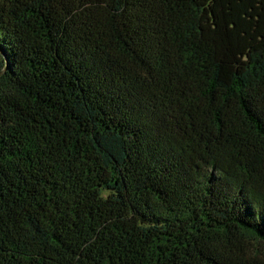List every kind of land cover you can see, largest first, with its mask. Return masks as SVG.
<instances>
[{
  "label": "trees",
  "instance_id": "trees-1",
  "mask_svg": "<svg viewBox=\"0 0 264 264\" xmlns=\"http://www.w3.org/2000/svg\"><path fill=\"white\" fill-rule=\"evenodd\" d=\"M0 264H264V0H0Z\"/></svg>",
  "mask_w": 264,
  "mask_h": 264
},
{
  "label": "water",
  "instance_id": "water-1",
  "mask_svg": "<svg viewBox=\"0 0 264 264\" xmlns=\"http://www.w3.org/2000/svg\"><path fill=\"white\" fill-rule=\"evenodd\" d=\"M6 71V67L0 71V76Z\"/></svg>",
  "mask_w": 264,
  "mask_h": 264
}]
</instances>
